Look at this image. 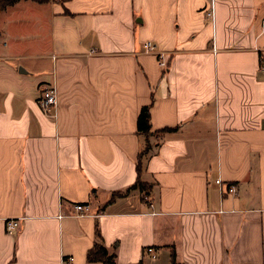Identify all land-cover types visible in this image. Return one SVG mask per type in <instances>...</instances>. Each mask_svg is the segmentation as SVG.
I'll use <instances>...</instances> for the list:
<instances>
[{
  "label": "crops",
  "instance_id": "1",
  "mask_svg": "<svg viewBox=\"0 0 264 264\" xmlns=\"http://www.w3.org/2000/svg\"><path fill=\"white\" fill-rule=\"evenodd\" d=\"M9 5L0 264H103L87 258L97 227L116 264H264V0ZM47 85L53 115L39 104ZM146 104L149 133L138 130Z\"/></svg>",
  "mask_w": 264,
  "mask_h": 264
},
{
  "label": "built area",
  "instance_id": "2",
  "mask_svg": "<svg viewBox=\"0 0 264 264\" xmlns=\"http://www.w3.org/2000/svg\"><path fill=\"white\" fill-rule=\"evenodd\" d=\"M212 15V11L210 12ZM262 22L264 23V17L262 18ZM145 44V51L149 53H153L157 55L159 59V64L162 68H166L168 66V58L167 52L164 50H160L157 47V44L153 43L151 40H146L144 41ZM93 52H96L94 49ZM263 67H264V62H263ZM42 95L39 99V104L42 109H44L45 112L49 114H55L57 110V103H58V92L53 85H47L42 88ZM216 182L222 187L223 184L225 185V191L230 192V193H237V188L233 184H225L223 183V179L217 178ZM74 209L76 213L78 214H89L92 210L91 208V203L89 202H76L74 205ZM19 217H10L6 220V226H7V231L8 232H13L15 229H17L19 225ZM146 251H148L150 254L153 256H156V250L155 248L150 245ZM73 260V257H68L65 258V263L69 264Z\"/></svg>",
  "mask_w": 264,
  "mask_h": 264
},
{
  "label": "trees",
  "instance_id": "3",
  "mask_svg": "<svg viewBox=\"0 0 264 264\" xmlns=\"http://www.w3.org/2000/svg\"><path fill=\"white\" fill-rule=\"evenodd\" d=\"M19 0H0V11L5 9L7 6H10L9 4H13ZM37 2H46L49 0H35ZM150 104H146L143 106L138 114V130L143 133H149L151 132L152 123L150 118ZM171 127H163L157 132H161L163 130H169ZM145 150H142L139 154V161H138V168L139 171L142 169V158L147 153V150L150 149V145L147 143V146L145 147ZM134 185L139 186L142 190L145 189V183L142 181L141 177L138 178V180L135 182ZM96 236L98 240L94 243L92 248L88 250L87 258L89 261L92 260H98L101 261L103 264H116V253L112 252L108 249V247L104 244L103 238L101 236L100 230L97 227L96 229ZM171 264H175L174 261L171 262Z\"/></svg>",
  "mask_w": 264,
  "mask_h": 264
}]
</instances>
